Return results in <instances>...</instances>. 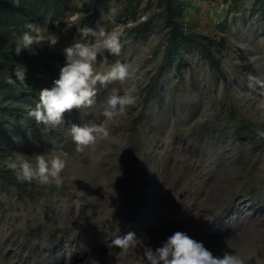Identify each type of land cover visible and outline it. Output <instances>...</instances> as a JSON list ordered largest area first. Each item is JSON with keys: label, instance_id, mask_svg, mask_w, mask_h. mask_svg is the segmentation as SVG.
<instances>
[{"label": "rangeland", "instance_id": "rangeland-1", "mask_svg": "<svg viewBox=\"0 0 264 264\" xmlns=\"http://www.w3.org/2000/svg\"><path fill=\"white\" fill-rule=\"evenodd\" d=\"M93 1L71 0L60 22L40 24L59 43L39 48L64 59L78 28L118 27L121 54H106L101 70L118 59L136 78L101 89L76 124L103 120L113 88L120 95L131 89L137 103L83 153L70 136L65 149L52 148L67 153L68 163L60 186L38 183L49 192L41 202L24 204L15 192L3 197L0 264H139V250L118 257L108 247L115 235L132 231L155 248L177 230L214 255L229 251L245 264H264V143L236 133L264 129V16L252 0H187L185 31L203 37L221 68L182 49V64L162 74L161 99L149 100L167 29L160 19L143 35L133 28L157 13L156 0H143L135 17L129 0L99 8Z\"/></svg>", "mask_w": 264, "mask_h": 264}, {"label": "clouds", "instance_id": "clouds-1", "mask_svg": "<svg viewBox=\"0 0 264 264\" xmlns=\"http://www.w3.org/2000/svg\"><path fill=\"white\" fill-rule=\"evenodd\" d=\"M12 37V50L17 56L25 50L34 52L36 47H43L45 43L49 48H55L59 43L57 35L49 31L45 34L42 26L35 22H26L23 30L12 33ZM122 39L118 27L106 29L98 23L95 27L78 28L73 42L62 49L64 64L60 68L59 77L53 81L52 87L39 91V100L34 107L29 106L28 117L33 118L37 125H43L45 130L66 126L65 114L73 109H93L101 89H107L115 82L134 80L136 70L131 64L122 63L118 59L101 70L107 60L106 54L120 56ZM3 72L6 84L15 86L19 82L27 87L28 68L23 63H15L10 70L5 68ZM131 91L128 89L120 95L113 88L106 100L103 120L71 123L70 127H66L67 135L76 144L77 151L83 153L96 145L99 139L109 137L107 123L115 117L124 116L137 103L138 97L131 94ZM257 136L264 138V130L258 129ZM67 156V153L56 150L32 155L12 151L0 161V166L10 170L21 183L60 186L62 173L68 163ZM108 247L118 249V257L126 256L131 249L139 250L142 255L139 264H245L238 253L224 251L222 255H214L203 241L180 230L173 232L155 248L150 246L146 237L132 231L123 236L115 235Z\"/></svg>", "mask_w": 264, "mask_h": 264}, {"label": "trees", "instance_id": "trees-1", "mask_svg": "<svg viewBox=\"0 0 264 264\" xmlns=\"http://www.w3.org/2000/svg\"><path fill=\"white\" fill-rule=\"evenodd\" d=\"M143 0H129L126 11L136 16ZM240 0H234L237 4ZM96 7L106 6L110 0H94ZM71 0H0V157L2 152L7 156L12 151L27 155L49 152L54 146L65 149L68 145L66 127L78 122L79 110L73 109L65 114L66 126L45 130L43 125H37L33 118L28 117L29 106L39 100V91L50 88L53 81L59 77L64 59L43 52L39 47L34 52L23 51L17 56L14 52L12 33H20L26 22L54 24L61 21ZM187 0H156L157 13L148 21L133 28V32L143 35L149 31L154 21L160 19L167 29L166 51L159 72L149 84V100H159L162 97L161 80L164 70L171 64L180 66L184 55L182 49L192 50L205 57L209 64L220 70V62L214 57L203 37L185 31ZM253 7L264 16V0H252ZM15 63H23L28 68L27 87L19 82L15 86L4 82L3 69H11ZM264 130V129H263ZM242 140H249L259 146L264 138L257 136L254 127L243 126L236 129ZM5 157H1L2 161ZM24 204H37L48 196L36 182L21 183L14 174L0 166V207L4 196H11Z\"/></svg>", "mask_w": 264, "mask_h": 264}]
</instances>
